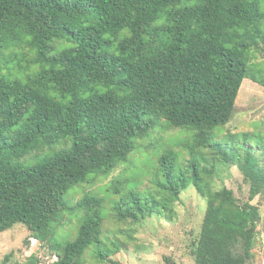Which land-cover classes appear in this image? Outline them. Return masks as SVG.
<instances>
[{"label":"trees","instance_id":"1","mask_svg":"<svg viewBox=\"0 0 264 264\" xmlns=\"http://www.w3.org/2000/svg\"><path fill=\"white\" fill-rule=\"evenodd\" d=\"M6 51L24 78L0 75V235L23 224L25 245L49 247L50 264H116L136 230L107 236V207L120 225L171 220L193 186L207 201L195 264L254 258L264 135H220L244 80L264 87L254 62L264 57V0H0V71ZM155 130L179 131L181 151L159 155L149 188L114 178L107 196L99 189L67 205L70 190L98 186ZM231 167L249 185L246 202L214 182ZM11 259L3 264H42Z\"/></svg>","mask_w":264,"mask_h":264},{"label":"rangeland","instance_id":"2","mask_svg":"<svg viewBox=\"0 0 264 264\" xmlns=\"http://www.w3.org/2000/svg\"><path fill=\"white\" fill-rule=\"evenodd\" d=\"M27 51L30 56L33 55L29 50ZM12 53L14 52L4 53L2 59L4 69L0 71V75L10 80H23L24 75L15 69V64L9 63ZM254 57V62L264 68V57L259 54H255ZM248 132H259L264 135V87L250 79L244 80L237 99L234 118L224 129L220 139L229 133ZM181 138L177 130L166 133H160L159 130L153 131L150 137L139 142L141 153L132 157L130 163L122 165L98 186L92 188L89 185H81L70 190L65 197L67 205L73 208L83 196L90 192H99V189L102 196H107L106 185L114 178L125 177L129 180L131 188L143 181L141 189L149 188L151 172L155 168L159 155L169 149L181 151L177 146ZM56 148L60 149V147ZM186 158L189 157L186 156ZM31 162V157H28L27 165H31ZM214 182L218 189L227 187L233 190L241 202H246L249 198V185L243 181V174L237 167L220 170ZM252 204L259 207L261 221L258 225L257 243L253 250L254 258L248 264H264V195L257 197ZM110 207L109 205L103 212L105 216H108L105 222L107 236H115L116 231L120 229L136 230L135 240L129 243L127 250L113 257L116 264H166L165 257H171L177 264H195L191 251L193 242L201 231L207 201L197 193L193 186L184 192L179 202L175 204V215L171 220L155 216L136 227L128 224L120 225L109 215ZM73 223L76 224V220H73ZM69 232L70 227L66 226L61 229L56 238L62 240L63 236ZM28 237L29 231L23 224H16L1 234L0 264H3L6 256L10 254H12L10 263H24L32 255L38 256L42 264H50L57 260L56 256L51 255L49 247L36 240H33L31 246L27 247L25 240Z\"/></svg>","mask_w":264,"mask_h":264}]
</instances>
